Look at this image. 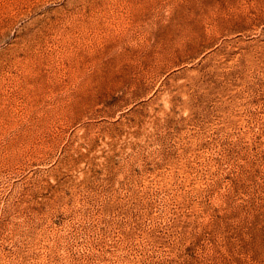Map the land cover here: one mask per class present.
Masks as SVG:
<instances>
[{
	"label": "rangeland",
	"instance_id": "374dc122",
	"mask_svg": "<svg viewBox=\"0 0 264 264\" xmlns=\"http://www.w3.org/2000/svg\"><path fill=\"white\" fill-rule=\"evenodd\" d=\"M0 264H264V0H0Z\"/></svg>",
	"mask_w": 264,
	"mask_h": 264
}]
</instances>
